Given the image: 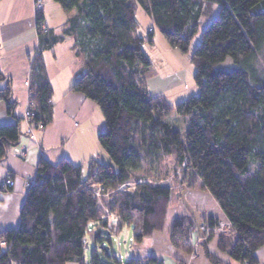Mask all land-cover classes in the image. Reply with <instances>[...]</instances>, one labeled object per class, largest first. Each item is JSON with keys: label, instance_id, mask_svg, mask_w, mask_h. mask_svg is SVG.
<instances>
[{"label": "trees", "instance_id": "1", "mask_svg": "<svg viewBox=\"0 0 264 264\" xmlns=\"http://www.w3.org/2000/svg\"><path fill=\"white\" fill-rule=\"evenodd\" d=\"M53 1L70 19L63 36L38 31L31 111L35 122L46 127L53 122V88L42 54L64 37L74 39L84 68L71 91L103 113L106 129L99 143L110 163L93 160L84 171L83 165L63 159L39 172L18 227L0 233V264H86L88 238L95 244L91 264H107L100 261L97 247L108 241L112 248L125 228L133 232L132 243L164 229L175 192L162 183L177 181L179 168L186 173L181 184L191 177L189 189L210 193L232 226L236 237L220 236L219 250L241 264H258L256 254L264 246V0ZM139 8L182 54L190 53L206 24L191 58L197 96L171 105L149 93L146 74L152 61L144 46H154V35L137 36ZM42 21L43 13L38 25ZM229 58L234 66L220 68ZM6 81L0 71V84ZM0 102L15 120L0 126L1 163L19 144L23 118L15 115L10 82L0 87ZM172 114L184 119L186 137L167 123ZM93 184L115 191L108 204L121 218L115 233L103 219ZM124 185L135 190L123 192ZM218 223L210 219L207 224L214 228ZM196 234L194 218H181L172 227L170 242L191 254ZM212 238L206 236L201 246L206 248ZM101 249L107 259L121 264L109 249ZM205 255L222 264L207 250ZM125 264L162 262L149 257Z\"/></svg>", "mask_w": 264, "mask_h": 264}, {"label": "crops", "instance_id": "2", "mask_svg": "<svg viewBox=\"0 0 264 264\" xmlns=\"http://www.w3.org/2000/svg\"><path fill=\"white\" fill-rule=\"evenodd\" d=\"M48 9L49 5H45L43 25L55 35L63 36V30L67 27L70 15L62 10L63 14L59 15L58 21H55L48 14ZM36 28L33 0H0V71L10 82L13 98L17 102L15 115L19 118H23L28 105L29 88L25 86V83L31 80L33 61L39 51ZM154 41L155 45L152 47L145 45L148 51H154L157 44L156 36ZM163 49L169 53V49L165 47ZM42 57L53 88V122L44 131L36 133L40 144L39 149L35 141L23 135L18 147L28 150L26 157L18 158L11 149L7 159L0 163V233L18 227L28 189L39 172L58 165L63 159H69L72 163L83 165V167L84 164L93 160L103 164L110 163L99 143V135L106 129L103 113L85 96L71 91L77 75L84 68L83 60L77 55L75 49V40L64 37L63 41L44 52ZM169 76L172 77V75ZM7 81L1 83L0 87H6ZM173 87L174 81L172 84L167 76L147 80L149 93L153 96L165 97L171 105L198 95V91H194L190 96L181 95L176 98L178 94L173 93ZM14 121L8 114L7 106L0 102V126L12 124ZM22 127L26 131L24 122L21 125L23 132ZM103 153L107 157H104ZM87 169L84 167V171ZM7 179H12L15 185L5 191L2 186ZM186 198L201 215L203 226L207 225L210 219L224 223L228 221L217 202L207 191L188 189ZM185 217L191 216L181 201L180 192L174 193L167 211L164 229L138 243L140 254L133 256L132 259L152 257L160 260L162 264H214L206 257L205 250H207L222 264H241L218 248L220 236H234V231H230L229 234L213 233V238L206 248H203L201 243L208 234L203 233L202 238L197 233L192 241L191 254L173 247L170 242L172 227L176 220ZM194 252L197 254L195 258H192ZM256 256L258 264H264V246L257 251Z\"/></svg>", "mask_w": 264, "mask_h": 264}, {"label": "rangeland", "instance_id": "3", "mask_svg": "<svg viewBox=\"0 0 264 264\" xmlns=\"http://www.w3.org/2000/svg\"><path fill=\"white\" fill-rule=\"evenodd\" d=\"M45 5H49L48 14L55 21H58L59 15L63 14L62 8L53 0H44V6ZM137 21L139 23V28L137 30L138 36L144 37L145 39H147L149 32H151L154 35V39L156 36V41H157L154 51H148V48L146 46L144 49L152 61V67L147 72L146 79L152 80V79H159L160 76H164V77L167 76L168 78H170V82L172 84L174 81L173 93L175 92L176 94H178L176 98H178L181 95L190 96V94L193 93L194 91H198V88L194 81V75H195L196 69H195V66L192 64L191 58H192V54H193V50L195 46L201 41L202 33L206 28V24L201 26L199 33L196 35L192 43L190 53L182 54L179 50L171 48L166 42V40L164 39V37L157 30L153 29L154 24L152 20L140 8L138 9V12H137ZM154 45H155V41H154ZM163 47H165L166 49H169V53H166ZM233 66L234 65L232 63V60L229 58L223 65L220 66V68L230 69ZM169 75H172V77ZM26 83H25V86H26ZM30 84H29V87L27 86L26 87L30 88ZM29 98H30V95H29ZM175 99H171V100H175ZM166 121L167 123L172 125L174 128L178 129L182 133L183 137H186L187 125L185 124L183 118L177 116L176 114H172L171 116L167 118ZM23 128L24 127H22V130H23L22 136L25 135V128L24 129ZM103 155L104 157H107L105 156L104 153ZM89 164L90 163L84 164L85 169L89 167ZM172 167L174 166L171 165V168ZM177 173L178 174H175L177 181H174L175 179L173 180V178H170L168 179V181H165L162 184L169 186L171 189L174 188L175 193H178V192L182 193L183 187H185L186 185H184L183 183L181 184V182H183V179H185L184 177L186 176V173L184 171V168L183 169L179 168V171H177ZM140 182H143V180H141ZM122 191L123 192L126 191V188H124ZM114 193L115 191L113 190H107L104 193V196L103 194L100 197L96 196V199H98L99 204L101 205L100 207L102 208L103 214L106 215L108 218L117 216L116 213H112L111 211H109L110 209L108 208V204H110L112 195ZM202 233L205 234L207 232L202 231ZM213 233L215 232H210L207 234L209 235ZM132 237H133V232L130 231L128 228H125L123 233L120 235V237L117 238L122 243V248H119V245L117 242L113 243L112 248L108 241L105 242L104 245L102 246L98 245L97 248H98V255H99L100 261L103 263H107V264H115L112 260H109L106 258L101 248L109 249L111 256H114L116 258L123 256L125 262L132 259L133 256L139 255L140 253L138 249L140 246L138 243H132L130 241V238ZM109 238L112 241L114 239V237H109ZM94 250H95V244L90 238H88V246L85 251L86 264L92 263V256H93ZM69 264H73V263H69Z\"/></svg>", "mask_w": 264, "mask_h": 264}, {"label": "built area", "instance_id": "4", "mask_svg": "<svg viewBox=\"0 0 264 264\" xmlns=\"http://www.w3.org/2000/svg\"><path fill=\"white\" fill-rule=\"evenodd\" d=\"M33 4H34V13H35V18L36 20H38V18L40 17V14H42V11L44 10V0H33ZM37 33L38 31H44L45 33L49 31L48 28H46L43 23H40L38 25L37 22ZM30 84V80L27 81L26 86L29 87ZM31 99L29 98L28 101V105L27 108L24 112L23 115V119H24V123L26 124V131H25V135H27L30 139H32L33 141L36 142L37 144V148H40V144L38 143L37 140V136L36 133L39 131H44L47 127L39 122H35V117L36 114L34 112L31 111ZM13 153L15 154V156H17L20 159H23L26 157L28 150L27 149H21L18 146L12 148ZM15 185V182L12 179H7L5 181V183L2 186V189L5 191L10 190L11 188H13ZM90 188L92 189L95 197H100L102 194L104 196V193L107 191L102 185L100 184H93L90 186ZM124 188H126V191H131L133 192L135 190V187H127L126 185H124L121 190H123ZM103 219L107 222L109 229L113 230V232H117L118 231V226L121 222V219L119 216L116 217H112V218H108L106 215H103ZM112 220V222H111ZM232 226L231 224L227 221L226 223L224 222H219L217 224V226H215L214 228H210L208 225L202 226V231L210 233V232H215V233H220V234H229L230 231H232ZM116 242L118 243L119 247L121 246V243L119 242V240L116 239ZM132 242V240H131ZM2 245H5V243H2ZM197 252H194L192 255V258H195ZM120 263L121 264H125L124 261V257L120 256L119 257ZM180 264H184V263H180Z\"/></svg>", "mask_w": 264, "mask_h": 264}, {"label": "water", "instance_id": "5", "mask_svg": "<svg viewBox=\"0 0 264 264\" xmlns=\"http://www.w3.org/2000/svg\"><path fill=\"white\" fill-rule=\"evenodd\" d=\"M190 182H191V177L189 178V183L183 187V191L182 193H180V197H181V201L183 203V205L185 206V208L187 209L189 215L191 217L194 218L195 222H196V231L197 233L203 238L204 234L202 233V219H201V215L199 214V212L197 211V209H195L192 205L189 204L186 195L188 192V189L190 187Z\"/></svg>", "mask_w": 264, "mask_h": 264}]
</instances>
